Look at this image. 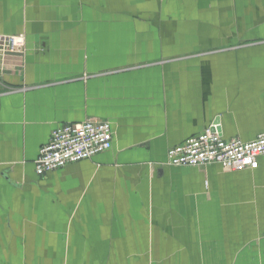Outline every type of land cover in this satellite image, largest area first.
<instances>
[{"label":"crops","instance_id":"1","mask_svg":"<svg viewBox=\"0 0 264 264\" xmlns=\"http://www.w3.org/2000/svg\"><path fill=\"white\" fill-rule=\"evenodd\" d=\"M0 264H264V155L166 163L217 123L264 131V0H0ZM110 149L37 175L52 131Z\"/></svg>","mask_w":264,"mask_h":264},{"label":"built area","instance_id":"2","mask_svg":"<svg viewBox=\"0 0 264 264\" xmlns=\"http://www.w3.org/2000/svg\"><path fill=\"white\" fill-rule=\"evenodd\" d=\"M23 35H0V55L6 58L24 51ZM218 124L212 123L185 142L170 147L166 163L172 166L201 167L211 163L228 171L255 166L257 157L264 155V131L251 141L237 137L224 139ZM111 125L107 120L86 118L78 123L57 126L49 141L42 145L35 160V172L43 175L68 163L89 159L110 149Z\"/></svg>","mask_w":264,"mask_h":264},{"label":"water","instance_id":"3","mask_svg":"<svg viewBox=\"0 0 264 264\" xmlns=\"http://www.w3.org/2000/svg\"><path fill=\"white\" fill-rule=\"evenodd\" d=\"M217 130H219V128H217Z\"/></svg>","mask_w":264,"mask_h":264}]
</instances>
